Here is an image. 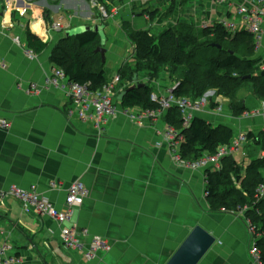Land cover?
I'll return each mask as SVG.
<instances>
[{
    "label": "crops",
    "instance_id": "1",
    "mask_svg": "<svg viewBox=\"0 0 264 264\" xmlns=\"http://www.w3.org/2000/svg\"><path fill=\"white\" fill-rule=\"evenodd\" d=\"M262 2L149 0L144 8L134 11L131 0H105L110 10L119 12V20L112 25L101 19L92 0H0V120L10 123L8 130L0 126V190L36 186L44 198L63 209L69 187L82 182L88 197L75 211L71 225L107 240L111 246L93 264H167L198 226L216 239L199 264H253L243 222L229 213L209 212L204 197L206 172L180 168L168 147L157 148L167 125L165 118L139 126L118 99L119 113L108 122L104 133L98 134L91 124L67 116L71 101L64 90L48 88L46 78L55 68L53 51L73 28L105 25V63L98 54V68L104 71L114 50L108 45L109 36L113 41L117 35L133 46L109 82L133 61L135 46L128 40L125 27L158 38L179 27L201 31L203 25L237 21L240 6L252 9L261 7ZM199 9L202 14H198ZM57 22L63 26L60 34L51 31ZM30 32L47 45L44 52L38 54L29 48ZM253 38L254 60L264 70V21L261 37ZM143 77L148 83V76L144 73ZM161 78V82H152L160 94L177 82L167 73ZM33 84L39 92L33 90ZM236 99L245 109L242 116L234 117L228 99L222 113L211 106L198 118L231 128L235 138L247 134L248 143L240 154L245 153L244 161L239 163L240 156L234 159L248 165L264 155L249 138L264 134V112L259 111L261 100L252 85L240 89ZM258 111L261 113L254 116ZM62 230L49 217L27 215L14 199L0 202V248L10 246V255L16 256L19 264H87L82 254L64 249ZM89 243L87 239L85 245Z\"/></svg>",
    "mask_w": 264,
    "mask_h": 264
},
{
    "label": "trees",
    "instance_id": "2",
    "mask_svg": "<svg viewBox=\"0 0 264 264\" xmlns=\"http://www.w3.org/2000/svg\"><path fill=\"white\" fill-rule=\"evenodd\" d=\"M95 1L104 3L105 0ZM125 28L128 40L135 46L133 62L136 70L131 72L127 64L118 71L119 87L128 91L121 103L124 110L155 108L156 105L151 101V95L155 92L152 82L163 73H168L170 80L180 83L174 91L177 98H198L208 90H217L230 100L229 107L234 117L242 116L245 111L236 99L243 87L252 85L255 95L264 101V70L259 68V61L254 60L255 40L248 32L233 36L220 24H215L201 31L192 26L179 27L177 30H168L158 38L150 32ZM28 44L38 54L47 49V45L31 32L28 34ZM99 44L100 38L93 32L64 39L53 51L52 64L64 70L69 82L90 84L92 91H98L108 83L105 71L96 68L93 62L98 55L95 49ZM191 45L199 46L200 50L191 51ZM91 59L92 64L89 65ZM141 73L147 74L149 82L137 87L134 79ZM165 120L177 130H183L177 108L171 109ZM182 133V159L188 162L197 161L204 155H213L219 147L229 145L234 139L231 128L214 126L201 118H195L190 128ZM249 138L264 151V134L259 137L251 135ZM263 173L264 158L255 159L247 166L226 158L219 170L206 172V190L211 213L219 214L222 209L237 213L248 208L245 216L259 235L257 246L264 263V197L257 198V190L264 184Z\"/></svg>",
    "mask_w": 264,
    "mask_h": 264
},
{
    "label": "built area",
    "instance_id": "3",
    "mask_svg": "<svg viewBox=\"0 0 264 264\" xmlns=\"http://www.w3.org/2000/svg\"><path fill=\"white\" fill-rule=\"evenodd\" d=\"M135 0H131L134 2ZM145 3L149 0H141ZM224 1V0H221ZM262 2V0H255ZM93 7L98 9L101 19L104 22L114 20L119 12L117 10H110L105 3H99L92 0ZM238 20L221 21L219 24L222 28L230 33L235 34L242 30H247L255 38H260L262 35V24L264 21V1L261 7H254L252 9L246 6H240L238 11ZM150 20V16L146 15ZM61 21V20H60ZM208 25H203L202 29H207ZM51 31L60 34L63 32L61 22L52 25ZM259 42V41H258ZM258 44V43H257ZM3 66V61L0 57V67ZM176 82L173 86L163 91L154 92L151 95V101L156 105L155 108L137 111L125 110L129 118L137 125L142 126L145 122L158 121L165 118L166 114L173 108H177L182 119L183 130L190 128L191 123L199 115L207 111L211 106L217 113L223 112L226 97L220 95L217 90H208L203 96L198 98L182 97L177 98L174 94L175 89L179 86ZM120 85V76L117 75L100 90L92 91L90 84L80 85L68 81L63 69L54 68L50 75L46 78V86L53 89H62L66 92L71 101V108L67 116H77L80 122L91 124L98 134H103L108 122L119 113L118 98L124 91L123 87L117 91ZM35 92H39L36 85H32ZM156 88V87H155ZM261 109L264 112V101H260ZM256 112L254 116L261 112ZM0 126L4 130H8L10 123L5 120H0ZM182 130V131H183ZM181 130H177L174 126L167 123L166 128L162 134V140L156 144L157 148L163 146L168 147L172 160L176 166L184 168L193 172L205 173L210 170H219L221 163L226 158L239 156L241 148L248 143V138L244 133L232 140L229 145L221 146L213 155H204L199 160L188 162L182 159L181 146L184 143V134ZM245 156V153H243ZM207 181L205 180V187ZM257 198L264 197V184L259 186L257 190ZM208 191L205 190L204 197L208 198ZM88 197V190L82 182L72 184L68 189L65 207L57 209L54 204L44 198L37 190L36 186L25 190L18 186H11L7 190H0V202L14 199L21 203L23 212L27 215H34L36 217H49L58 222L63 230L61 234V242L64 249L68 252L82 254L87 264H93L101 253H107L111 250L110 243L99 237L92 236L87 230L72 226V220L75 211L81 208L85 199ZM248 208L240 210V212H227L222 209L223 213H229L241 219L249 234V257L253 264H264L260 248L257 246V239L259 235L256 228L250 220L245 216ZM89 239L88 246L85 241ZM10 246L0 248V264H19V259L16 256L10 255Z\"/></svg>",
    "mask_w": 264,
    "mask_h": 264
},
{
    "label": "water",
    "instance_id": "4",
    "mask_svg": "<svg viewBox=\"0 0 264 264\" xmlns=\"http://www.w3.org/2000/svg\"><path fill=\"white\" fill-rule=\"evenodd\" d=\"M105 25L96 26H79L66 32V38L78 37L87 32H93L100 38V46L96 49L95 54H100L102 62L106 61V49L104 48L107 43V36L105 34ZM214 46V45H213ZM221 49L220 46H216ZM134 83L137 87L144 86L138 84V77L135 76ZM135 87V86H133ZM128 91H123L119 95V101L122 103ZM233 160V157H230ZM216 239L211 236L204 228L196 227L186 238L182 246L172 256L167 264H199L206 253L215 244Z\"/></svg>",
    "mask_w": 264,
    "mask_h": 264
},
{
    "label": "rangeland",
    "instance_id": "5",
    "mask_svg": "<svg viewBox=\"0 0 264 264\" xmlns=\"http://www.w3.org/2000/svg\"><path fill=\"white\" fill-rule=\"evenodd\" d=\"M148 2L149 1H147L146 3H142L141 2V0H135L134 2H132V3H134L133 4V10L134 11H136V9H138V8H144L143 6H144V4L145 5H147L148 4ZM190 6V10H189V12H192L193 11V8L191 7V4L189 5ZM96 11H98V10H96ZM198 14H202L203 13V10H201V9H199L198 11ZM119 20V16L118 17H116L114 20H111L110 21V23L111 22H114V21H118ZM112 25L114 24V23H111ZM160 30H158L157 31V34H160ZM109 38V43H108V45H110L111 44V46H113L114 47V50H112V52L111 53H109V57H107V64H106V66H105V71H106V77H107V79H109L110 80V78H112L115 74H116V72H117V70L119 69V65H120V63H121V61H122V59H124V58H126L128 55H129V53H132V51H133V46L129 43V42H127V41H125V40H123V39H120V37L119 36H117V35H115V39L112 41L111 39H110V36L108 37ZM112 42V43H111ZM107 44V43H106ZM100 45H98V46H96L97 48L99 47ZM109 47V46H108ZM191 48H192V50L191 51H194V50H200V47L199 46H197V45H195V47L193 46V45H191L190 46ZM96 48V49H97ZM106 48H107V46H106ZM96 49H95V51H96ZM88 57V56H87ZM100 59V56L99 55H96V62H95V66H96V68H98V63H99V60ZM90 60V59H89ZM121 60V61H120ZM132 60H133V58H132ZM92 64V59H91V62H89V65H91ZM131 66V72H133V71H135L136 69V66H135V63L132 61L131 63H129ZM146 74V73H145ZM168 74V73H167ZM143 75H144V73H142V74H140L139 76H140V78L141 77H143ZM147 75V74H146ZM169 75V74H168ZM161 76H163V74L161 75ZM143 78H146V77H143ZM143 78H141V80L143 79ZM161 77L157 80V81H160L161 82ZM164 79V78H163ZM144 80V79H143ZM145 81V80H144ZM138 82L140 83V84H146V81L144 82V83H142V82H140L139 81V77H138ZM130 82H126L125 84H129ZM155 84H159V83H155ZM119 86V85H118ZM119 88H121V87H119ZM229 101V100H228ZM245 134V133H244ZM240 135V134H239ZM238 135V136H239ZM246 136H247V138H248V135L247 134H245ZM237 136V137H238ZM236 137V138H237ZM234 139H235V135H234ZM233 139V140H234ZM232 142V141H231ZM241 151H243V147L241 148ZM241 154V153H240ZM240 154H239V156H240ZM262 158H264V155L262 156V157H260V158H258V159H262ZM234 159V158H233ZM238 161H239V163H241V162H243L244 161V158H243V156L241 155L239 158H238ZM241 165V164H240ZM244 166H247V165H245L244 164ZM205 180H206V178H205ZM263 185V184H262ZM205 190H206V187H205ZM210 210V209H209ZM223 212L221 211L220 212V214H222ZM241 220V219H240ZM242 221V220H241ZM244 224V223H243ZM245 226V225H244ZM246 228V227H245Z\"/></svg>",
    "mask_w": 264,
    "mask_h": 264
},
{
    "label": "bare ground",
    "instance_id": "6",
    "mask_svg": "<svg viewBox=\"0 0 264 264\" xmlns=\"http://www.w3.org/2000/svg\"><path fill=\"white\" fill-rule=\"evenodd\" d=\"M136 86V85H135ZM119 89H121V88H119V86L117 87V91H119ZM192 124V123H191ZM10 128V127H9Z\"/></svg>",
    "mask_w": 264,
    "mask_h": 264
}]
</instances>
